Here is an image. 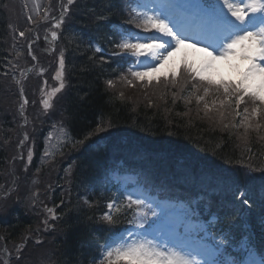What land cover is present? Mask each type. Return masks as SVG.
<instances>
[{
	"label": "trees",
	"instance_id": "obj_1",
	"mask_svg": "<svg viewBox=\"0 0 264 264\" xmlns=\"http://www.w3.org/2000/svg\"><path fill=\"white\" fill-rule=\"evenodd\" d=\"M16 2L20 8L26 4V0H0V185L1 177L15 178L21 193L20 200H8V205L1 208L5 216L0 217V240L5 246L12 250L11 246L29 234H34L37 241L48 233L50 229L45 231L43 221L48 215L45 206L50 204L48 207L60 218L48 220L56 231L48 236L47 245L52 242V247L44 260L48 264H93L94 261L98 264L99 245L109 237L108 226L100 221V216L115 197L114 190L108 191L107 183V175L114 169L136 174L140 181L150 183L151 188L189 203L197 210L198 218L203 217L208 225L227 228L232 234V253L238 252L241 239L264 242V209L260 206L264 200V174L259 171L249 174L248 168L241 166L243 163L264 168V141L253 133L252 152H245L236 135L230 137L229 131L210 126L209 121L201 119L202 112L197 116L195 103L186 107L183 100L177 99L172 104L171 94L161 99L160 91L153 88L143 93V97L151 100L127 99L125 94L121 99L119 94L126 90L117 88L123 82L116 78L126 73L124 60L93 51L94 42L107 53L115 51L118 35L111 27L122 23L121 18L127 14V0L95 3L82 0L83 6L73 19L72 32L82 31L87 36L76 40L75 32L67 39L61 34L66 48L74 51L66 71L70 80L60 106L59 125L69 132L73 142L84 143L76 148L64 147L63 154H56L49 167L35 169L32 174L22 172L23 162H17L16 173L9 164L14 147L6 144L16 133L11 136L4 130L18 126L12 122L17 89L5 75L9 70V47L17 48L9 39L10 23L17 15L12 4ZM51 2L55 8L58 0ZM109 79L115 81V88H107ZM26 89L25 97L31 90ZM188 108L192 111L184 115ZM101 125L108 130L85 140ZM35 177L43 181L42 188L33 183ZM238 188H246L256 202L252 212L256 211L258 216L250 222L240 218L242 206L234 196ZM32 192L40 195L36 198ZM27 195L34 199L36 215L23 206L28 201L23 200ZM83 196H87L89 205L82 203ZM43 201L45 208L41 206ZM212 217L215 220L210 222ZM225 218L232 221L230 227ZM126 227V223H121L113 231L118 233ZM209 231L212 233L213 228ZM40 248L41 243L35 242L17 252H25L28 258L20 260V264H30L29 260ZM33 262L39 264L37 259Z\"/></svg>",
	"mask_w": 264,
	"mask_h": 264
},
{
	"label": "snow or ice",
	"instance_id": "obj_2",
	"mask_svg": "<svg viewBox=\"0 0 264 264\" xmlns=\"http://www.w3.org/2000/svg\"><path fill=\"white\" fill-rule=\"evenodd\" d=\"M75 3L76 0H66V3L59 0L60 15L52 17L54 29L62 28L70 6ZM127 5V19L114 28L119 40L114 43L112 56L131 64L120 80L128 87L140 84L145 89L159 90L161 99L171 94L172 104L177 99L183 100L186 107L195 102L197 116L202 112L201 119L209 121L210 126L229 131L230 137L236 135L244 145V151L251 153L253 133L264 141V0H185L179 4L177 0H127ZM50 10H45L44 20L48 19ZM28 20L34 22L31 15ZM19 36L24 38L25 31H20ZM51 40H58L57 31L51 32ZM34 42L28 43V55L32 60H36L32 55ZM182 48H195L203 57L198 63L185 59L181 65L172 66L170 77L164 74L161 78V69L169 65L174 54ZM101 51L100 47L95 48V52ZM216 62H227L235 71L236 78H214L212 73ZM240 63L247 66L241 70ZM28 71L31 69L24 70L21 75ZM65 76L66 57L61 50L54 76L58 87L44 93L45 98L41 100L44 115L54 108V99L65 89ZM16 83L20 84V81L16 80ZM106 86L112 89L116 83L109 79ZM119 95L123 99L124 93ZM20 99L23 102L19 105V113L24 117L29 101L22 86ZM191 111L188 108L184 115ZM24 121L28 122L27 117ZM107 130L102 125L98 126L85 140ZM59 132L56 145L51 144L52 132L48 133L46 140L61 155L64 147L71 145L76 148L77 144L84 143L83 140L73 142L63 126L59 127ZM28 139L25 133L18 147ZM44 155L47 157L54 153L46 147ZM32 159L33 151L29 149V164ZM241 166H246L249 174L257 171L264 174V168L243 163ZM234 196L249 212L257 207L246 188H238ZM260 206L264 209V200ZM106 207L100 221L108 226L109 237L99 245L98 264H264V249H257L250 240L241 239L237 249L246 253L249 259L234 255L231 251L232 234L227 228L209 224L208 227L213 228L212 241L199 243L205 239L202 233L206 229L194 222L193 218L198 215L195 208L183 206L177 210L168 203L154 201L143 191L121 193ZM46 212L48 215L43 221L45 231L48 230L49 219L55 221L60 218L53 208H46ZM225 219L230 227L232 221ZM121 223L128 227L115 233L113 229ZM41 242L39 239L36 241L38 244ZM257 252L260 253L258 260L254 258Z\"/></svg>",
	"mask_w": 264,
	"mask_h": 264
},
{
	"label": "rangeland",
	"instance_id": "obj_3",
	"mask_svg": "<svg viewBox=\"0 0 264 264\" xmlns=\"http://www.w3.org/2000/svg\"><path fill=\"white\" fill-rule=\"evenodd\" d=\"M22 19L23 18H22V16L20 14H17L16 18H12V20H11L12 23H10L11 24L10 25V31H11L12 35L16 34L21 29V26H22L21 21H22ZM22 23L25 24L24 22H22ZM33 30L34 29H33L32 26H28L27 25V31H26L27 35L25 34V37L22 38V39L23 40H29L31 37H33L35 35L34 33H32ZM17 35H18L17 38H21L19 36V32H18ZM11 54L12 53L9 52V55H11ZM202 57H203V54L198 52V51H196L195 48H182L180 51H178V52H176L174 54L170 64L166 65L163 69H161V78H163L164 74H166V75H168L170 77L171 76V68H172V66L181 65V62L183 60L186 59L188 61H195V62L198 63ZM41 58L49 60V57H47V56L41 55ZM129 65H131V64H129ZM246 66L247 65L244 64V63H240V65H239L241 70H243ZM11 68L15 69L17 67H11ZM212 75L214 76V78H221V77H223V78H231V79H235L236 78L235 71L231 70L229 68L227 62H216V67H215V70L213 71ZM178 76H179V73H178ZM117 88H123V89L126 90L124 94L126 95L127 99H130V98L132 99L133 97L135 99H140V100H141V98H144V101L150 99L147 96L143 97L144 96L143 93L148 91L150 88L145 89L140 84H137L136 87H128L126 84L123 83V85L118 84ZM193 103H195V102H193ZM195 112H196V110L194 111V113ZM51 144L52 145H56L57 142H54V143H51ZM48 148L50 150L54 149L53 147H50L49 145H48ZM44 186H46V184ZM123 186H125V185H123ZM47 187L48 186H46V188ZM5 205H8V202L1 201V203H0V217H3V218L5 216V212L4 211L2 212L1 208L4 207ZM30 205H32V202L30 200H28L26 202V204H24L23 206H24L25 209L27 208V210H28V209H30L29 208ZM44 205H45V202L43 201L41 203V206L43 207ZM48 229H50L48 233H46L43 236L38 238L39 240L42 241L41 242V247L42 248L39 249V252L34 256V258L29 260L30 264H36L35 262H33L34 259H37L39 264H48L44 260L46 258V256L49 254L50 248L52 247V242L49 245H47V243L49 242V237L48 236L50 234H52V233L54 234L55 231H56L55 227L52 226L50 223H48ZM30 241H32L33 243L36 242V240L34 238V234L33 235L29 234L25 240L20 241L19 243H17V245L11 246L12 250H13L12 251L9 248V246H7V245L5 246L3 244V242L0 240V264H20V260H23V261L28 260V258L25 255V252H21V253H17V252H19L20 250L26 248L27 245L33 244ZM24 264H25V262H24Z\"/></svg>",
	"mask_w": 264,
	"mask_h": 264
},
{
	"label": "bare ground",
	"instance_id": "obj_4",
	"mask_svg": "<svg viewBox=\"0 0 264 264\" xmlns=\"http://www.w3.org/2000/svg\"><path fill=\"white\" fill-rule=\"evenodd\" d=\"M48 16H49V17L52 16V13L48 14Z\"/></svg>",
	"mask_w": 264,
	"mask_h": 264
}]
</instances>
